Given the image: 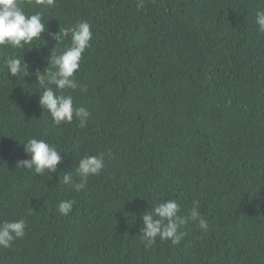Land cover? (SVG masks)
I'll list each match as a JSON object with an SVG mask.
<instances>
[{
  "label": "trees",
  "instance_id": "16d2710c",
  "mask_svg": "<svg viewBox=\"0 0 264 264\" xmlns=\"http://www.w3.org/2000/svg\"><path fill=\"white\" fill-rule=\"evenodd\" d=\"M56 0L40 11L47 42L0 50V221L24 219L25 236L0 247V264H264V0ZM87 20L93 39L69 90L85 127H52L35 72L63 32ZM35 43V42H34ZM29 49V50H28ZM9 55L27 77H9ZM50 66V61H49ZM62 150L56 173L17 166L23 144ZM104 168L84 189L63 184L84 155ZM173 199L198 202L207 230L182 225L179 244L141 242V214ZM74 200L72 211H58Z\"/></svg>",
  "mask_w": 264,
  "mask_h": 264
},
{
  "label": "clouds",
  "instance_id": "9594fccd",
  "mask_svg": "<svg viewBox=\"0 0 264 264\" xmlns=\"http://www.w3.org/2000/svg\"><path fill=\"white\" fill-rule=\"evenodd\" d=\"M28 2L31 3V0ZM35 4L52 8L55 7L56 0H35ZM142 6L143 0H139L137 8ZM255 15L259 31L264 32V10L257 11ZM91 29V24L87 20H82L71 29L66 28L63 32L47 34L48 39L55 41L57 45L70 31V43L57 51L51 50L47 66L34 74L35 85L40 90L38 104L42 110L50 114L54 128H58L61 124H71L74 118L79 121L80 127L86 126L89 112L82 106H76L69 90L79 87L81 91H87L86 85L81 86L77 83L74 74L80 69L84 52L91 46L90 41L93 39ZM45 31L46 22L42 12H27L24 0H0V50L23 49L25 46H31L29 48L31 49L45 44L47 41L42 36ZM3 67L6 68L9 77L21 78L32 75L28 71L27 64L23 62L22 55H9ZM22 144L30 158L18 161L17 166L34 170L40 176L46 171L50 174L57 172L63 152L56 145L42 138H29ZM103 168V153L84 155L75 168L78 182L73 180L70 172H65L61 182L71 184L76 191H79L87 186L90 177L98 176ZM74 203V200H62L58 204L59 213L67 216L72 211ZM198 209L197 202L186 215H181V206L173 199L158 202L150 210L147 208L140 216L141 242L145 247H151L157 239L179 244L185 235L179 229L189 222L199 230H207L208 222ZM25 228L24 219L0 221V247L9 248L14 240L23 238Z\"/></svg>",
  "mask_w": 264,
  "mask_h": 264
}]
</instances>
